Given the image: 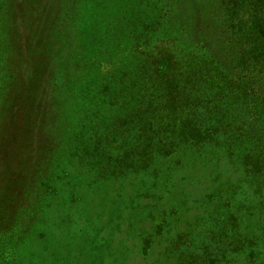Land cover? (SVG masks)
Here are the masks:
<instances>
[{
    "label": "rangeland",
    "instance_id": "374dc122",
    "mask_svg": "<svg viewBox=\"0 0 264 264\" xmlns=\"http://www.w3.org/2000/svg\"><path fill=\"white\" fill-rule=\"evenodd\" d=\"M220 1L0 0V264H264L243 165L184 146L147 165L102 93L140 20L220 48Z\"/></svg>",
    "mask_w": 264,
    "mask_h": 264
},
{
    "label": "trees",
    "instance_id": "16d2710c",
    "mask_svg": "<svg viewBox=\"0 0 264 264\" xmlns=\"http://www.w3.org/2000/svg\"><path fill=\"white\" fill-rule=\"evenodd\" d=\"M219 22L222 42L216 50L204 34L165 33L160 16L153 25L135 22L132 71L110 81L102 93L122 109L117 128L135 134L132 147L142 162L148 165L180 146L206 158L225 154L239 161L264 193V0H221ZM30 25L28 20L18 34ZM154 34L166 36L152 42ZM22 105L17 98L12 110ZM251 254L256 263L262 252Z\"/></svg>",
    "mask_w": 264,
    "mask_h": 264
}]
</instances>
